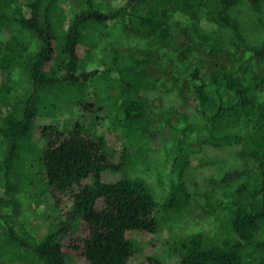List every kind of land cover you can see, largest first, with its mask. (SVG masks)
Wrapping results in <instances>:
<instances>
[{
  "label": "trees",
  "instance_id": "16d2710c",
  "mask_svg": "<svg viewBox=\"0 0 264 264\" xmlns=\"http://www.w3.org/2000/svg\"><path fill=\"white\" fill-rule=\"evenodd\" d=\"M60 2L0 0V264L14 257L68 264V256L86 264H164L158 256L139 261L136 242L159 233L161 208L182 209L187 191L181 177L162 201L144 180L108 181L109 172L125 166L128 149L114 161L104 137L80 122L44 134L50 195L55 206L71 205L65 223L41 239L22 224L14 180L20 144L43 93L63 84L81 90L87 84L82 76L100 73H80V61L89 29L103 24L140 38L110 44V60H102L101 74H112L122 92L135 94L119 104L127 126L141 117V90L171 85L180 96V105L164 116L172 173L187 163L193 143L201 150L241 145L251 161L247 173L228 174L207 194L217 233H194L173 245L176 264H264V39L254 31H264V0H246L255 14L244 13L238 0H125L109 10L104 0H80L73 13ZM199 8L209 19L221 14L233 23L232 36L242 39L237 49L178 26L176 15L196 19ZM77 223L80 233L71 236Z\"/></svg>",
  "mask_w": 264,
  "mask_h": 264
},
{
  "label": "rangeland",
  "instance_id": "374dc122",
  "mask_svg": "<svg viewBox=\"0 0 264 264\" xmlns=\"http://www.w3.org/2000/svg\"><path fill=\"white\" fill-rule=\"evenodd\" d=\"M238 1L244 13L255 14L253 10L252 12L249 10L246 0ZM79 2L80 0H61L59 6L73 13L81 6L78 5ZM104 2L106 10H109L111 7H120L125 0H104ZM216 16L214 20L209 19L207 10L199 8L196 19L177 15L174 19L178 26L188 27L193 33L198 31L206 35L210 44L225 43L230 44L232 49H237L241 36L236 34L235 37L232 36L233 23L225 20L221 14ZM243 18L245 20V17ZM244 20H241L242 26H245ZM254 20L257 21V17ZM103 25L100 27L105 29L111 27L110 24ZM257 26H260L259 22ZM254 27L252 25V28ZM104 28L89 29L88 44L85 45L83 58L80 61V73L93 71L100 73L92 79L82 76L87 84L83 85L81 90L79 85L72 87L63 84L53 91L43 93L30 133L20 144L14 163V180L20 189L18 196L22 205L20 215L22 224L26 231L41 239L57 225L65 223V213L71 205L67 203L55 206L50 195L42 164L43 149L46 145L44 134L54 129L67 130L74 123L80 122L96 136L104 137L114 161L119 160L123 151L128 149L125 166L115 173L109 172L108 181L123 177L144 180L152 187L156 197L162 201L171 192L173 181L181 177L187 191L186 202L182 209L161 208L158 211L161 224L159 233L139 238L136 242L139 261L158 256L164 264L165 262L176 264L179 256L173 253L175 251L173 245L194 233L204 232L211 236L217 233L219 222L216 215L210 211L207 194L216 190L228 174L247 173L251 161L247 156L245 157L244 147L241 145L228 148L209 147L201 150L197 148L196 143H193L187 163L177 166L175 173H172V160H167L169 154L167 146L164 145L168 136L164 130V116L180 105V96L171 85L141 90L139 93L143 102L141 117L127 126L125 114L119 104L123 99L135 94L122 92L120 87L113 83L115 77L112 74H101L105 68L102 60L109 62L107 47L110 44L119 43L128 46L137 43L140 38L137 34L125 33L121 28L112 30ZM260 29L259 27L254 29L255 35L263 40L264 31ZM14 99L8 102L5 107L7 110L13 107ZM82 104L88 105L89 109L87 110ZM81 226L82 223H77L71 236L78 235ZM67 260L68 264H86L72 256H68ZM28 261L16 260L14 257L7 264H29Z\"/></svg>",
  "mask_w": 264,
  "mask_h": 264
}]
</instances>
